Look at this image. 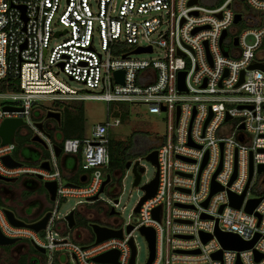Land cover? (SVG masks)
I'll return each instance as SVG.
<instances>
[{"label":"built area","instance_id":"1","mask_svg":"<svg viewBox=\"0 0 264 264\" xmlns=\"http://www.w3.org/2000/svg\"><path fill=\"white\" fill-rule=\"evenodd\" d=\"M190 1L96 0L93 10L90 0H0V81L18 82V91L0 92V125L5 119L21 120L16 131L28 128L30 141L38 138L47 151L36 165L22 164L12 157L15 142L0 144V177H40L42 183L55 184L43 230L12 226L0 207V233L43 249V264H61L62 254L75 264H129L130 239L136 264L133 232L142 227L154 231L151 264H264V171L258 172L264 165V0H220L210 8L200 0L188 5ZM56 39L59 42L50 46ZM148 48L150 52L141 54L157 50L155 60L130 58L139 55L135 50ZM253 65L261 68L249 69ZM116 71L123 72L122 84L115 82ZM60 73L81 89L62 82ZM180 73L184 91L178 89ZM38 100L64 106L88 100L131 104L144 106L148 114L166 115L165 133L155 139L153 149L156 191L134 213L145 195L142 190L132 209L134 224L119 225V188L111 192L109 205L99 199L109 164L108 135L120 120H107L94 126L88 137L61 138L58 144L47 134L55 129L44 128L47 112L42 122L32 119ZM54 147L87 173L83 185L63 182ZM3 157L19 165L6 166ZM212 182L220 190L209 196ZM230 194H243L238 209L230 206ZM69 198L78 200L71 209L72 228L65 220L71 211L62 218L57 213L60 201ZM257 199L247 213L248 202ZM98 203L103 209L99 216L93 210ZM156 209L158 220L153 217ZM80 217L90 222V230L93 224L121 231V237L96 243L92 230L89 237L76 228ZM216 230L254 243L247 250L224 249L214 237ZM200 234L211 239L203 243ZM109 252L116 254L114 263L95 261ZM218 252L220 258L213 259Z\"/></svg>","mask_w":264,"mask_h":264},{"label":"rangeland","instance_id":"2","mask_svg":"<svg viewBox=\"0 0 264 264\" xmlns=\"http://www.w3.org/2000/svg\"><path fill=\"white\" fill-rule=\"evenodd\" d=\"M220 0H200V4L203 6H206L208 8L214 7L216 4H218ZM90 5L93 10L96 9V0H90ZM94 41L97 43V37L96 34L94 35ZM59 39H56L55 41H51V45L53 43H58ZM158 56V51L156 50L154 53L151 54H139V55H132L130 58L133 60H148L152 61L155 60ZM62 82L70 86L74 89H81V85L69 82L66 77L63 74H59L58 77ZM2 102L0 101V106L2 105ZM35 110L33 111V121L42 122L44 120V113L52 110L62 115V111L65 107L64 105H58V104H52L49 101H42L38 100L34 103ZM79 108L83 115V132L85 136H89L94 126L97 124H102L106 122L107 120H112L113 118H118L120 120V126L117 128H114L109 133V140H113L116 142H122L123 144H127L129 141H131V135L135 134L134 141L142 139L144 141L148 142L149 147L155 149L157 140L156 138L164 135L165 128H166V115L160 114V115H154V114H148L146 111V108L144 106H136L131 104H115L110 103L107 104L103 101H94V100H88V101H82L79 103ZM39 112H41V115H39ZM36 119V120H35ZM44 128H46V125H53L56 126L57 123H55L53 120H44ZM28 130V128H20L16 131L14 136V142H15V149L12 153V157L22 164H27L20 155L26 157L29 155V153L25 150V147L31 144H34L37 149L40 151L42 159H44L47 156V151L37 143H32L30 141V135L29 133L25 134V132ZM24 132V133H23ZM50 136V139L53 142H56L59 144L61 140L60 133L55 130H48V133ZM116 156V155H115ZM63 157L62 154L59 155L58 161L61 162V158ZM40 158V160H41ZM120 156L115 157L116 161L120 163ZM133 162L139 161V165L145 169L144 173L141 176L140 183L138 186H133V176L131 174V170L125 169V163L126 161H122L121 165L117 167V169L106 171V174L110 173L111 175V181L113 183H117L119 186V205L118 209H116V213L118 214L117 219L120 226H123L127 223L134 224L137 220V215L132 214V209L135 203L143 196V191L141 190L142 185L146 184L147 182L151 181L156 172V168L154 165H152L150 162L146 161L143 156H132L130 157ZM129 159V160H130ZM73 166V161L71 158H67L66 160V170L71 169ZM118 172L120 173V176L118 179L114 177V173ZM87 174L86 172H84ZM63 182H74L77 184H80L79 180L74 177H70L69 175H62ZM11 183H7V185H10ZM16 186V184L14 185ZM109 193V187L107 186L104 188V190L100 193L99 199L101 204H110V201L112 200V197ZM37 195L44 196L43 201L49 207L47 206L45 209L50 210V206H52V203L48 200V198L45 197V191L40 190ZM77 199L69 198L67 200L60 201V204L57 209L58 218H62L63 214L70 212L72 208L76 206ZM1 206V205H0ZM5 207L7 209H11V211L14 213V215L22 220L25 223H29V219H27V216H29L32 211L33 207H29L28 210H25V215H20L17 208L9 207L7 204H5ZM93 210L96 212L97 215H101L103 212L102 206L98 203L93 207ZM77 216V215H76ZM78 218V216H77ZM90 222L86 220L85 218H79L76 224V228H81L88 232L89 237H91V230L89 229ZM39 238H42L43 235L39 234ZM133 238L134 243L136 245L137 249V256H136V264H144L145 261L148 258V247L147 243L144 239V237L138 232H133ZM69 240H72L70 238ZM22 244L27 245L29 248L30 242L28 241H22ZM16 245V244H15ZM15 245L8 246V247H1L0 246V264H17V261L21 255L27 254L29 258H33L36 256L41 263H44V257L40 254L33 253H27L26 247H23L22 249L17 250L15 248ZM24 258H28L27 256H22ZM60 263L64 264H75L72 260L66 258L65 254H62L60 256Z\"/></svg>","mask_w":264,"mask_h":264},{"label":"water","instance_id":"3","mask_svg":"<svg viewBox=\"0 0 264 264\" xmlns=\"http://www.w3.org/2000/svg\"><path fill=\"white\" fill-rule=\"evenodd\" d=\"M196 0H192L188 3V5H193L195 4ZM237 21H239V16L237 15L234 19V23H236ZM225 33H222V36L220 38V43L222 38L224 37ZM234 44L236 45V42H234ZM146 52H150V49H137L133 52V54H141V53H146ZM224 56H226L225 53H223ZM255 68H261L259 66L253 65L250 66L249 69H255ZM242 73L240 74V81L239 83L236 85L238 86L241 82H242ZM114 79L115 82L117 84H122L123 83V72L122 71H116L114 73ZM183 79H184V73H180L179 77H178V89L180 91H184V84H183ZM4 111H12V110H17L15 108H11V107H4L3 108ZM45 119L46 120H53L56 123L59 124L60 122V114L57 112H52V111H48L45 115ZM23 125V122L19 119H5L1 125H0V144L1 145H5V144H13L14 143V133L16 131V129L20 126ZM36 127L42 131V125L41 123H37ZM32 143H37L40 144L42 147L45 148L43 142H41L38 138L34 137L31 139ZM34 153V152H32ZM54 154L56 157H59L60 154V149L58 147H54ZM156 151L153 150L151 152H149L147 155H145L144 159L148 162H150L152 165L155 166V168L157 167V159H156ZM1 161L3 162V164H5L6 166L9 167H16L19 164L12 161L11 158L9 157H3L1 159ZM66 161L65 157L61 158V165L64 166ZM41 167L43 169H48L47 163H42ZM130 168V162H127L125 164V169L128 170ZM264 171V165H260L258 166V172H263ZM143 173V169L142 168H138L137 169V162H135L132 165L131 168V174L133 176V186H138L140 183V174ZM157 176L158 173L157 171L155 172V176L154 178L149 181L148 184H145L141 187V190H143L145 192V195L141 198L140 202L138 203V205L136 206V208L134 209V213H137L139 210L140 205L147 200L148 198H151L156 191V187H157ZM251 176V161L249 162V178ZM234 178V175L232 177V180ZM36 181L40 182V185L42 187V189L45 191V193L48 195V200L50 202H53L55 199V184L54 183H42L40 177H37L35 179ZM84 179H81V181L83 182ZM14 180L12 179H5L0 177V182H4V183H11ZM109 182V176L107 175L105 177V180L103 181L102 185H101V189L99 191V194L104 190V187L106 186V184ZM68 186H70L68 184ZM220 190V188L214 183L212 182L211 184V189H210V195H213L214 193L218 192ZM243 198V194L241 196H233V195H229V202H230V206L234 207L236 209H238L240 207L241 201ZM97 196L93 197L91 200H96ZM260 199L257 200H251L248 202V204L245 207V211L247 213H251L252 210L255 208V206L259 203ZM207 203V200L204 202L203 206H205ZM159 209V208H158ZM158 209H156L153 212V217L158 220ZM221 210V208H220ZM8 222L15 227H23V228H28L31 229L35 232H39L40 230H43L46 222L49 218V213H44L42 216L39 217V214H34L31 213L29 216H27V219H29V221H31L30 223H25L22 220H20L19 218H17L14 213L11 210L8 209H4L3 210ZM112 214V213H111ZM25 215V213H24ZM205 218V217H203ZM65 220L67 221L68 224V228H72L75 224L74 222V214L71 211L66 217ZM90 228L92 230V232L95 234L96 236V243H99L103 240H106L108 238H112V237H121V231H111V230H107L104 228H100L97 225H90ZM131 230V227L127 228V232H129ZM139 233L144 237L146 243H147V247H148V260L146 262V264H151L153 261V257H154V242H155V236H154V231L151 228H140L139 229ZM214 237L218 240V242L221 244V246L224 249H230V250H237V251H241V250H247L249 248L252 247L254 241L250 242V243H244L242 241H240V239L235 236V235H231V234H223L220 233L219 231H215ZM200 238L201 241L203 243L207 242L208 240L211 239V236L206 235V234H200ZM17 242H19V240L17 239H8L5 238L1 233H0V246L1 247H8V246H12L15 245ZM129 245L131 248V258L129 261V264H134V257H135V249L132 245V240H129ZM33 249L41 254L44 253V250L33 245ZM213 259H219L220 258V252L213 254L212 255ZM116 259V254L114 252H109L107 254H104L102 256H99L95 259V261L98 262H110V263H114ZM260 258L258 256H256L255 260L258 261Z\"/></svg>","mask_w":264,"mask_h":264},{"label":"trees","instance_id":"4","mask_svg":"<svg viewBox=\"0 0 264 264\" xmlns=\"http://www.w3.org/2000/svg\"><path fill=\"white\" fill-rule=\"evenodd\" d=\"M18 82L16 80H5L0 81V92L6 90L18 91ZM60 116V122L57 127L62 138H82L84 136L83 132V115L79 108V103H73L70 105H65ZM135 134L131 135V141L127 144L122 142H114L110 140L108 151H109V164L107 171L117 169L122 163V161L131 162L132 156H145L153 148L149 147L148 142L142 139L134 141ZM116 155V156H115ZM120 156V163L116 161L115 157ZM130 159V160H129ZM125 163V164H126ZM2 206V204L0 203ZM34 252L33 250H31ZM17 264H29L27 259L21 257L18 259Z\"/></svg>","mask_w":264,"mask_h":264},{"label":"crops","instance_id":"5","mask_svg":"<svg viewBox=\"0 0 264 264\" xmlns=\"http://www.w3.org/2000/svg\"><path fill=\"white\" fill-rule=\"evenodd\" d=\"M50 126V125H49ZM57 131H59L57 128H55ZM84 136H85V134H84ZM83 136V137H84ZM62 138V137H61ZM29 146V145H28ZM28 146H26V147H28ZM35 149H36V152H34V153H29V155L28 156H26V157H24V156H22V155H20L21 156V158L27 163V164H29V165H36L37 163H38V161H39V159H40V157L42 156L41 155V153H40V151L37 149V147H35ZM43 157V156H42ZM63 157H65L66 158V160H67V158L69 157V158H71L72 159V161H73V166H72V168L71 169H69V170H66V161H65V164H64V166H62L61 165V162H60V166H61V169H62V175L64 174V175H69L70 177H74V178H77L78 180H79V182H80V184H77V183H74V182H71V181H68V182H64L65 184H69V185H83L84 183H85V180H86V176H85V174L82 172V170L75 164V159L73 158V157H70V156H67V155H63ZM77 169H78V171H77ZM120 174V173H119ZM81 179H84L83 180V182L81 181ZM32 180H34V179H32V178H26V177H22V178H19V179H17V180H14L12 183H14V184H16L18 187H19V189H21V190H24V191H26V190H28V185L30 184V182L32 181ZM3 186H7V183H4V182H0V187H3ZM45 195H46V197L48 198V195L45 193ZM23 202L21 203L22 205H21V207L22 206H25L27 209L29 208V207H33L32 209H33V211H32V213H34V214H39V217L40 216H42L44 213H47V211H49V210H46L45 208L48 206L49 207V205H47L46 203H44V201H43V198H44V196H40V195H37V194H32V193H30V192H24V196H23ZM3 200L4 201H6V204H7V202H8V200H6L5 198H3ZM38 201V202H37ZM1 203V202H0ZM2 204V206H0V207H3L4 209H7L6 207H5V205L3 204V203H1ZM38 206V207H37ZM26 209V210H27ZM9 210V209H8ZM24 212H25V209H24V211H22V214L21 215H23L24 216ZM97 216H99V215H97ZM105 219L104 218H100V221H104ZM31 221H29V223H30ZM25 241V240H24ZM19 242H22V241H19ZM19 242H17V243H19ZM16 243V244H17ZM17 245H15V247H16ZM30 246H31V250H33L34 252L33 253H36V254H40L41 255V253H39V252H37V251H35L34 249H33V245L30 243ZM22 256H20L19 258H21ZM27 259V261H28V263L29 264H40V260L38 259V258H36V256H34V254H33V258H26ZM31 259L33 260V262L31 261Z\"/></svg>","mask_w":264,"mask_h":264},{"label":"flooded vegetation","instance_id":"6","mask_svg":"<svg viewBox=\"0 0 264 264\" xmlns=\"http://www.w3.org/2000/svg\"><path fill=\"white\" fill-rule=\"evenodd\" d=\"M57 126L58 125H56V126L50 125V127L51 128H54V129L57 128ZM35 147L36 146L34 144H31L28 147H25V150L28 153L36 152ZM77 171H78V169H77ZM107 175L109 176V182L106 184V186L104 188H106L108 186L109 187V193L116 192L118 190V188H119L118 184L117 183H113L111 181V175H110V173L109 174L107 173ZM119 176H120V174L118 172H115L114 173V177L116 179H118ZM14 185L15 184L12 183L10 185L0 187V202L5 205L6 204V201L3 200V198H5L6 200H8L7 205L9 207L17 208L19 214L21 215L22 214V211H24V209L25 210L27 209L25 206H22L21 207V205H22L21 203L23 202V199H24L23 198L24 192H30L32 194H37L40 190H43V189H42L41 186H39L40 185V182L39 181H36L35 179L30 182V184L28 185V190H26V191L21 190V189H19V187L17 185L16 186H14ZM45 197H46V195H45ZM9 210H11V209H9ZM16 245L17 246L15 248L17 250L22 249L23 247H26V252L27 253L28 252L31 253V249L27 245L22 244V242H19ZM21 256H27L28 257L27 254H24V255H21ZM31 261L33 262L32 259H31Z\"/></svg>","mask_w":264,"mask_h":264}]
</instances>
